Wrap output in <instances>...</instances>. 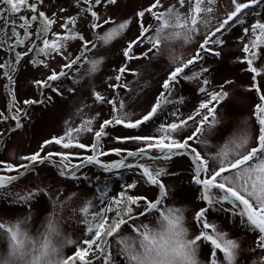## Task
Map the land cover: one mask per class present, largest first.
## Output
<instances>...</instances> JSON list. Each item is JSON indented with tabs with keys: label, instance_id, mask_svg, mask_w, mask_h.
I'll list each match as a JSON object with an SVG mask.
<instances>
[{
	"label": "snow or ice",
	"instance_id": "1",
	"mask_svg": "<svg viewBox=\"0 0 264 264\" xmlns=\"http://www.w3.org/2000/svg\"><path fill=\"white\" fill-rule=\"evenodd\" d=\"M75 2L79 13L61 18L63 22L60 28L63 31L54 32L52 29L57 23L56 14L49 17L40 10L44 0H0V48L12 53L13 57L11 60L0 61V70H3L2 74L8 81L10 97L8 114L0 111V121L15 122V127L7 131L21 128V117L26 115L23 108L18 106L12 87L15 84L13 73L25 57L34 54L31 63L48 68V61L60 56L64 63L60 65L59 71L51 69L46 79L34 83L41 89L51 88L57 95H63L59 88L53 87V82L68 78L85 63L89 65L88 74L96 73L102 58L90 59L89 53L98 46L110 44L131 23V20L115 23L110 17L102 18L96 10L98 7L117 5L118 0ZM216 2L217 0H175L165 8L162 0H153L150 6L138 11L135 15L138 18L139 35L124 48L126 63L117 70L114 78L116 83L108 85L114 95L109 98L98 91L92 92L93 103L110 106L109 118L104 119L98 129L94 128L95 116L83 119L76 127L69 126L64 135L45 140L36 152L21 156L20 160L23 162L18 165L0 162L3 164L0 167V189H7L21 177L35 172L37 165L51 164L58 168L61 177H70L72 180L80 179L77 175L79 169L95 165L104 172L137 169L144 183L158 190L157 196L149 199L142 195L128 194V190L134 189L136 183L125 185L118 195H109L106 189H98L96 203L93 199H87L78 209L81 217L78 223L84 229L79 242L63 236L55 213L51 214L43 231L36 236L31 235L23 226L27 218L16 222H0V238L6 241V250L0 253V264H237L240 244L237 239L230 238L227 232L219 230L217 224L209 222L208 214L212 211H224L231 217H238L243 229L256 234L255 247L249 251L259 250L261 255L252 264H264V90L257 82L258 77H264V66H256V61L264 54V20L256 19L243 28L244 37L248 41L243 43L244 56L241 60L247 66L246 71L252 74L253 83L249 90L254 89L259 96L260 102L255 105L253 112L259 126L258 134L254 140L247 132L235 135L215 146V152L202 153L194 146L208 145V141L202 137L219 123L217 107L228 97V93L223 91V86L220 91H207L209 80H201L203 73L208 72L207 68L191 72V75L186 70L191 71V66L202 62L207 53L219 56L220 52L210 47L223 45L224 41L218 34L234 25H243L248 10L264 3V0H230L231 10H226L223 18L217 19L216 24H213ZM185 8L182 12L181 9ZM146 14L153 18L154 24L145 26ZM81 16L89 19L94 39H88L76 30ZM110 24L114 26L108 27L103 34L98 31ZM201 25L207 31L195 54L186 60L182 56H170L173 67L162 81L161 91L149 109L133 119L135 113L126 110L127 105L120 96V90L128 91V85L123 82L124 76L129 73L137 75L128 64L133 60L148 58L149 53L158 54L160 46L167 41L182 38L184 42H190ZM244 37H241L242 41ZM70 41L80 42L75 56L66 54ZM144 43L150 47L135 55L134 48ZM21 48L24 50H18ZM181 80H200L198 90L208 97L187 116L179 108L185 102L184 97L174 95L176 85ZM47 99L51 100V97ZM44 102L43 99L22 101L24 105ZM161 116L166 119L157 127L156 135L117 137L119 142L132 141L140 145L135 150H103L102 140L109 128L123 126L126 129H138ZM188 127H193L194 130L190 135L182 136ZM85 133L93 135L90 145L80 142V136ZM53 144L64 150L82 149L90 154L46 152L45 149ZM110 154L120 158L112 162L101 159ZM176 157L189 158L191 183L197 186L199 199L204 204L193 216L198 229L194 235L190 234L186 226L185 209L165 203L169 193L162 177L171 173L165 167L152 166L156 161L167 162ZM130 158L133 162H128ZM74 159L79 160V163H72ZM40 191L43 190L17 193L16 198L27 202ZM225 204L230 207L225 208ZM148 217H152L155 225L145 222ZM125 228L132 235L124 234ZM69 245H75V251L66 256L64 249ZM202 247L208 248V258L204 261L199 258Z\"/></svg>",
	"mask_w": 264,
	"mask_h": 264
},
{
	"label": "rangeland",
	"instance_id": "2",
	"mask_svg": "<svg viewBox=\"0 0 264 264\" xmlns=\"http://www.w3.org/2000/svg\"><path fill=\"white\" fill-rule=\"evenodd\" d=\"M162 2L166 8L175 0H162ZM152 3L153 0H118L117 5L96 9L102 18L110 17L115 23L131 20V23L128 29L110 44L98 46L92 53H89L90 59L102 58V63L96 73L88 74L89 65L85 63L78 71L71 73L68 78L53 82V87L59 88L63 95H57L51 88L41 89L34 83L37 80L46 79L51 69L59 71L60 65L64 63L60 56L49 60L48 68L34 66L31 63L32 58H25L21 62L14 74L15 84L12 87L18 106L23 108L26 115L21 117L22 127L15 131H7L15 127L14 121H0V133H4L0 135V162L18 165L23 162L20 160L21 156L36 152L45 140L64 135L69 126L76 127L83 119L95 116L94 128L98 129L99 124L109 118L110 106L93 103L92 92L93 90L98 91L109 98L114 95L108 85L116 83L114 78L117 75V70L126 63L123 56L124 48L129 41L139 35L138 18L135 14ZM186 8L181 11L184 12ZM215 8L213 24H216L217 19L223 18L226 10H231L230 0H217ZM61 9H65V11L61 12ZM40 10L49 17L53 13L56 14L57 23L53 25L52 29L54 32L63 31L60 28V24L63 22L61 18L76 16L79 13L75 0H44ZM256 19L264 20V3L248 10L243 25H234L219 35V38L224 41L223 45L210 46L220 52L219 56L207 53L202 62L191 66V71L186 70L191 75V72H199L201 68H207L208 72L203 73L201 77V80L203 78L209 80V84L206 86L207 91H220L223 86V91L228 93V97L217 107L216 115L219 123L210 132H205L202 137L208 141V145H194L202 153L205 151L215 152V146L223 144L235 135L247 132L254 140L258 134L259 126L255 122L253 112L255 105L260 102L259 96L254 89L249 90L253 83L252 74L246 71V64L241 62L244 56L243 43L248 41V38L244 37L243 28L249 26ZM154 23L153 18L146 14L144 17L145 26ZM111 26L114 25H106L98 31L103 34V31ZM76 30L86 38L94 39L87 17L81 16L78 19ZM206 31L207 28L201 25L199 32L190 42L186 43L182 38L167 41L160 46L158 54L149 53L148 58L133 60L128 64V67L137 75L129 73L124 76L123 82L128 85V91L120 90V96L127 105L126 110L135 113L133 119L146 112L161 91L160 85L173 67L170 56H182L185 60L190 58L195 54ZM241 37H244L243 41ZM28 43L30 44L31 41ZM148 47L150 45L147 43L135 47L134 54L139 55L147 51ZM79 48V41H70L66 54L75 56ZM4 60L3 51L0 50V61ZM256 66H264V54L256 61ZM2 73L3 70H0V111L7 115L10 97L6 91L8 81ZM110 77L111 79H109ZM226 81L232 83L229 84ZM257 82L264 90V77H258ZM200 86V80H181L176 85L174 95L184 97V104L179 105L184 116L191 114L202 100L208 98L206 93L199 92ZM69 89L75 91H69ZM48 97H51V100H48ZM26 99L37 101L43 99L45 102L24 105L22 101ZM169 108L171 110V106ZM97 113H99L98 116ZM165 119L164 116H161L138 129H126L123 126L111 127L102 140L103 150L108 151L115 148L135 150L140 145L132 141L119 142L117 137L156 135L157 127ZM193 130V127H188L181 135H190ZM79 139L80 142L90 145L93 142V135L85 133ZM45 151H72L80 155L90 154L82 149L64 150L54 144L49 145ZM119 158L115 154L101 157L105 162H112ZM128 162L133 161L130 158ZM72 163H79V160L74 159ZM148 163L152 162L148 161ZM152 166L154 168L165 167L171 173V175L162 177L169 193L165 203L168 206L184 208L186 226L189 228L190 234H197L198 229L193 221V216L204 204L199 199L200 193L197 186L191 183L189 158L176 157L167 162L156 161ZM0 167H3V164H0ZM129 172L135 175L134 180L136 179V187L128 190L130 195H142L149 199H154L157 196L158 190L154 186L145 184L137 169L104 172L98 166L89 165L77 171L80 179L72 180L70 177H61L58 168L51 164L37 165L35 172L21 177L7 189H0V222H16L27 218L23 226L28 229L31 235L36 236L38 232L43 231V226L47 224L51 214L55 213V219L59 222L63 236L79 242L84 229L78 223L81 218L78 209L87 199H93L96 203L95 197L98 194V189H106L109 195H118L125 185L132 183L131 180H123L124 173ZM10 174L15 175L16 173ZM36 189L43 191L27 202L17 200V193L24 194ZM224 207L230 206L225 204ZM141 219L144 218L141 217ZM208 219L209 222L217 224L219 230L227 232L230 238L238 240L240 252L237 264H252L261 255L259 250L249 251L255 247L256 234L243 229L238 222V217H231L224 211H212L208 214ZM145 222L155 225L152 217H148ZM124 234L132 235L127 228L124 229ZM5 250L6 241L0 238V253ZM74 251L75 245H69L64 249L66 256L72 255ZM113 252H115V245ZM199 258L202 261L207 260L208 248L202 247ZM116 259L119 260V257Z\"/></svg>",
	"mask_w": 264,
	"mask_h": 264
},
{
	"label": "trees",
	"instance_id": "3",
	"mask_svg": "<svg viewBox=\"0 0 264 264\" xmlns=\"http://www.w3.org/2000/svg\"><path fill=\"white\" fill-rule=\"evenodd\" d=\"M29 15H30V13H29ZM0 27H2V25H0ZM34 28H35V25L33 26ZM225 32V31H224ZM223 32V33H224ZM222 33V34H223ZM218 35H221V34H218ZM0 50H2L3 51V55L5 56V60H11L13 57H12V53H10V52H8L6 49H4V48H0ZM30 56H34V54H29V56L28 57H30ZM28 57H25V58H28ZM24 58V59H25Z\"/></svg>",
	"mask_w": 264,
	"mask_h": 264
}]
</instances>
